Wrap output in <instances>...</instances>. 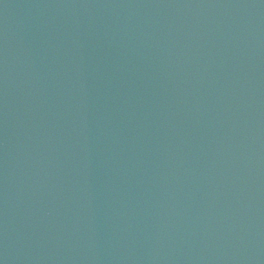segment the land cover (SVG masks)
Here are the masks:
<instances>
[{
	"label": "water",
	"instance_id": "95a60500",
	"mask_svg": "<svg viewBox=\"0 0 264 264\" xmlns=\"http://www.w3.org/2000/svg\"><path fill=\"white\" fill-rule=\"evenodd\" d=\"M0 264H264V0H0Z\"/></svg>",
	"mask_w": 264,
	"mask_h": 264
}]
</instances>
